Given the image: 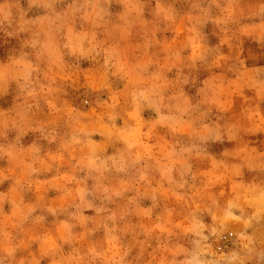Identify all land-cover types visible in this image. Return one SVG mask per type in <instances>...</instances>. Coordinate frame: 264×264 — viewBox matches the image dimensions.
I'll list each match as a JSON object with an SVG mask.
<instances>
[{"label": "rangeland", "instance_id": "1", "mask_svg": "<svg viewBox=\"0 0 264 264\" xmlns=\"http://www.w3.org/2000/svg\"><path fill=\"white\" fill-rule=\"evenodd\" d=\"M0 264H264V0H0Z\"/></svg>", "mask_w": 264, "mask_h": 264}]
</instances>
